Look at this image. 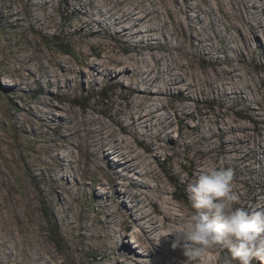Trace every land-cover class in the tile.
Wrapping results in <instances>:
<instances>
[{
  "label": "rangeland",
  "instance_id": "obj_1",
  "mask_svg": "<svg viewBox=\"0 0 264 264\" xmlns=\"http://www.w3.org/2000/svg\"><path fill=\"white\" fill-rule=\"evenodd\" d=\"M90 1L88 6V0H0V264H115L117 254H129L130 249L135 252L129 255L139 256L132 242L125 241L127 248H122V240H131V230L138 226L128 231L127 238L113 231L117 216L110 211L118 203L128 204L127 197L117 198L115 193L113 202L107 199L111 175L125 173L135 191L137 174L118 165L117 157L108 152L109 143L93 154L90 139H85L89 128L98 131L103 125L73 122L69 128L78 130L74 141L83 137L80 146L73 147L77 163L57 161L67 145L63 136L68 129H55L61 121L60 106L104 122L109 120L108 113H119L127 103L126 82L118 71L123 66L114 68L110 59L128 60L127 55L134 51L126 46L143 44L146 39L145 23L117 36L127 24L106 28L108 20L97 14L99 0ZM119 1L108 0V4L116 6ZM150 1L156 7L162 4L161 0H123L122 7ZM182 1L163 2V12L152 19L154 26L164 24L163 35L153 36L152 42L174 44L169 33L181 31V27L164 6ZM199 1L188 0L187 15H199L195 24L204 41L191 46L183 59L190 57L200 74L211 72L218 59L222 72L231 63L235 71L222 74L219 89L205 84V94L200 97L191 93V98L182 99L176 89L168 93L169 105L163 114L169 117L172 132L162 133L156 141L162 147L154 144L152 153L145 149L150 135L120 133L144 156V166L156 172L172 202L168 205L175 220L169 224L174 226L191 211L188 183L207 167L233 170L238 207L251 209L264 191V5L254 9L256 0H246L248 12L254 11L260 24L253 38H244L226 23H210L218 19L207 13L214 8L212 2L205 11L195 7ZM84 6L92 18L106 25L95 36L83 34L86 16L78 13ZM153 52L164 56L168 50L161 47ZM64 61L71 70L63 69ZM100 61L107 68L102 73L93 70L91 81L87 69ZM80 69L84 77L74 78ZM50 70L58 76L63 73L62 79L57 82ZM156 74L161 81L162 76ZM224 251L213 250L206 257L217 264ZM252 264H264V257L253 258Z\"/></svg>",
  "mask_w": 264,
  "mask_h": 264
},
{
  "label": "bare ground",
  "instance_id": "obj_2",
  "mask_svg": "<svg viewBox=\"0 0 264 264\" xmlns=\"http://www.w3.org/2000/svg\"><path fill=\"white\" fill-rule=\"evenodd\" d=\"M122 1L120 0L116 6H112L108 4V0H99L96 7L97 14L104 15L105 19L108 20L106 28H113L114 25L121 23L127 24L125 28H122V33H116L119 37L123 34L127 35L132 28H138L142 23L147 24L144 43L126 46L128 50L134 51L127 55L128 60H124L122 57V59H113L112 57L110 59L114 68L123 66L118 71L125 77L126 85L123 87V93L127 98V103L119 113H108L109 120L105 122L100 117L89 118L84 111L81 114H77L73 109L60 106L61 121L58 120L55 129L59 126H64L68 129L63 136V139L67 141V145L58 153L57 161L58 163H62V161L77 163L73 147H79L81 144L80 140L83 137L74 141L73 135L78 134V130L77 128H69V126H73V122L79 121L80 125L100 122L103 128L98 131L89 128L85 134V139L86 136L90 139L88 146L91 148L92 153L102 152L103 145L109 143L108 152L117 157L118 165L123 167V169L131 170V172L134 171L138 178L135 191H131L125 173H117L116 177L111 175L108 180L110 186L107 187L110 191L107 190L109 192L107 199L113 202V198L115 199L116 196L117 198L125 196L129 201L128 204H120L121 206L118 203L110 211L111 214L117 216L113 229L114 234L125 235L127 238L128 231L134 226H138L137 229L131 230V240H122V248H127V245L124 244L125 241L128 244L132 242L135 244V248L138 249L139 256L129 255L131 252H135L134 249H130L128 251L129 254L127 252H119L115 264H184L186 257L183 256L182 250L171 247L174 237L171 235L161 237L175 227L169 224V222H174L175 220L168 205L171 201L166 195L164 187L159 183L154 169L144 166L146 163L143 161L144 156L135 150L126 135L121 134L137 135L140 132L150 135V141L146 143L145 149L151 153L154 150V144L156 148L162 147L156 141L162 138V133L170 135L172 132L170 129L171 121H169L167 115L163 114L166 105H169L166 95L168 93L173 94L175 92L174 89H176V95H179L182 99L191 98V93L200 97L205 94V84L219 89L222 84H219L218 81H220L222 74L231 75L235 71V65L231 63L232 59H229V63L232 65L230 64L229 68L222 72V68L219 66L221 60L218 59L213 62V70L211 72L203 70L202 74H200L190 57L186 60L183 59L187 57L191 46H197L204 41L203 38L198 37L200 32L195 24L199 15H187V8L190 6L188 0L179 2V4L164 6L165 11L170 16H175V22L181 27V31L175 30L169 33V36L175 40L174 44L171 45L166 41L162 46H160L159 42H152L151 38L155 36L154 39H157L163 35L164 24L154 26L152 19L163 12L162 4L165 0H161L162 4L161 6L158 5V7L153 1L145 5L138 3L122 7ZM211 2L214 8L212 11H207V13L209 16L215 14L218 19L216 21L209 20L210 23H226L227 28H236L244 38H253L255 36L256 26L260 24V21L257 20L254 11L248 12L246 0H227V2L226 0H200L194 5L196 8L206 11L207 6L211 5ZM91 3L92 1L88 0V6ZM263 5L264 0H256L252 7L254 9L263 8ZM83 8L84 11L78 13V15L83 14L86 16L83 34L95 36L97 33H101L106 25L92 18V12L87 9V6ZM192 8L194 7L192 6ZM116 12H120L118 17L115 16ZM182 14L185 16H181ZM114 16L115 21L111 22L112 19L110 18ZM229 36L234 39L231 33ZM161 47L168 50V53L164 56L153 52V49ZM161 63H163V66H160ZM62 66H64V70H71V66L65 61L64 63L62 62ZM89 67L87 74L91 81L95 78L94 74H92L93 70L102 73L107 68L105 61L96 62V64L93 66L89 65ZM79 72L74 75V78L84 77L83 69H80ZM156 73L162 76L161 81L158 80L160 76H157ZM53 76L58 82V80L62 79L63 73L58 76L57 71H53ZM49 82L53 84V82ZM149 124L150 128L147 129ZM118 134L120 135L118 136ZM102 135L105 137L102 138ZM263 144L261 143V145ZM117 178L120 180L119 182H117ZM116 182L120 185V190L118 191L115 189ZM102 194L106 193L102 192ZM260 194L261 199H255L252 208L264 206V191L261 190ZM204 264H212L208 256L205 257Z\"/></svg>",
  "mask_w": 264,
  "mask_h": 264
},
{
  "label": "clouds",
  "instance_id": "obj_3",
  "mask_svg": "<svg viewBox=\"0 0 264 264\" xmlns=\"http://www.w3.org/2000/svg\"><path fill=\"white\" fill-rule=\"evenodd\" d=\"M233 182L231 168L207 167L188 183L191 211L161 236L174 237L171 247L182 250L184 264H204L213 250L226 249L217 264H252L264 257V206L238 207Z\"/></svg>",
  "mask_w": 264,
  "mask_h": 264
},
{
  "label": "trees",
  "instance_id": "obj_4",
  "mask_svg": "<svg viewBox=\"0 0 264 264\" xmlns=\"http://www.w3.org/2000/svg\"><path fill=\"white\" fill-rule=\"evenodd\" d=\"M7 14H8V13H5V14H4L5 17L7 16ZM176 198L181 199V200L183 199V197H181V196H177Z\"/></svg>",
  "mask_w": 264,
  "mask_h": 264
}]
</instances>
